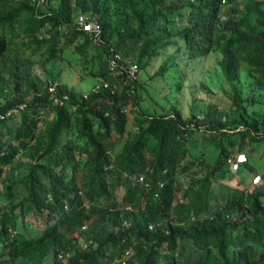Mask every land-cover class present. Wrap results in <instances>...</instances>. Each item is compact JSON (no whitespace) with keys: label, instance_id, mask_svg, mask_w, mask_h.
<instances>
[{"label":"trees","instance_id":"1","mask_svg":"<svg viewBox=\"0 0 264 264\" xmlns=\"http://www.w3.org/2000/svg\"><path fill=\"white\" fill-rule=\"evenodd\" d=\"M77 12L98 21L91 72L113 87L82 94L32 71L34 53L45 72L67 45L92 42ZM107 45L131 49L137 68L168 45L189 57L218 50L227 108L207 102L186 120L174 105L142 109L137 78L110 71ZM241 73L264 94V0H0V264H40L47 252L49 264H110L124 248L123 264H264V185L210 187L216 171H234L228 154L264 140ZM29 214L40 216L34 234L16 228Z\"/></svg>","mask_w":264,"mask_h":264},{"label":"rangeland","instance_id":"2","mask_svg":"<svg viewBox=\"0 0 264 264\" xmlns=\"http://www.w3.org/2000/svg\"><path fill=\"white\" fill-rule=\"evenodd\" d=\"M225 2L226 0L222 2V5ZM77 40L79 39L76 38L74 41ZM96 42L99 40H92L82 52L76 50L72 43L67 45L59 57L44 62L45 72L42 65L35 60L36 54L34 53L32 54L34 60L32 71L41 77L50 76L53 79L52 82L55 79L61 80L75 91L83 93L99 80V75L91 72V70L97 71L101 65L102 50ZM131 51L129 48L123 51L117 50L119 55L125 58L129 57ZM218 56V50L213 48L203 55L193 57L186 56L183 49L175 50L173 45L162 48L158 56L153 57L149 63L136 70L135 77L138 82L135 87L138 93V105L148 111H158L174 105L184 120L190 112L200 117L207 102L214 104L217 108H227L228 85L216 63ZM162 59L165 60L164 70L155 72L157 64ZM237 82L240 85V94L244 96L248 104L247 107L264 110V94L258 88L248 84L247 77L243 73ZM129 105L127 101L125 103L127 120L122 137L133 129L129 121L131 113ZM47 115L49 116L50 112ZM254 146L252 150L245 152L246 160L239 162V166L231 174L226 171L221 175L216 171L210 181L213 193L220 188L226 189L224 185L233 186L248 181L253 171L261 173L256 181L264 185V140L254 143ZM245 162L251 164L252 169L248 168ZM4 176V172H1L0 191ZM179 179L183 181V176L180 175ZM19 222L20 220L16 221V228H23L27 234L36 233L41 226L40 216L36 214L25 215L22 223ZM49 260L50 255L47 252L43 255L40 264H49Z\"/></svg>","mask_w":264,"mask_h":264},{"label":"built area","instance_id":"3","mask_svg":"<svg viewBox=\"0 0 264 264\" xmlns=\"http://www.w3.org/2000/svg\"><path fill=\"white\" fill-rule=\"evenodd\" d=\"M43 0H34L35 4L41 3ZM224 0H220V2H223ZM74 23L79 26L82 29H85L90 35L92 40H99V24L98 21L92 16V15H86L83 12H77L74 16ZM107 55H106V63L110 67V71L112 73L122 72L125 76V78L130 79L135 76L137 65L133 60H130L128 57H121L117 51L112 49L110 45H107ZM52 84L49 83L47 85V88L49 90L52 89ZM114 83L107 81L106 79H99L98 81L94 82L91 88L96 89L99 86H110L113 87ZM130 86V85H129ZM84 94V92L82 93ZM65 92H61L59 94H55L52 96L53 101H62L66 97ZM23 105V101H20L16 104V106L13 107V109H16L18 107H21ZM72 106V105H71ZM8 110H5V113ZM226 161L230 163V167L235 169L239 166V162L246 159V154L243 151H235L231 155H227L225 157ZM258 178L257 173H253L251 175L250 181H255ZM137 179L141 180L142 176L139 174L137 175ZM129 253L128 248H124L122 255L120 257H115L111 260L110 264H123L125 256ZM60 254L59 252L57 253Z\"/></svg>","mask_w":264,"mask_h":264}]
</instances>
